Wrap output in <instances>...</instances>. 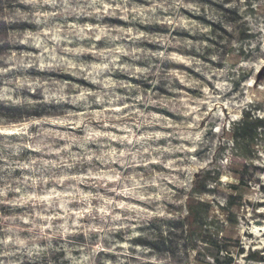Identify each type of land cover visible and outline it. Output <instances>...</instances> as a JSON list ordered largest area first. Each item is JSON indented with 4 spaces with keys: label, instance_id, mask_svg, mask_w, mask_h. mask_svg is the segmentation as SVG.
I'll list each match as a JSON object with an SVG mask.
<instances>
[{
    "label": "clouds",
    "instance_id": "1",
    "mask_svg": "<svg viewBox=\"0 0 264 264\" xmlns=\"http://www.w3.org/2000/svg\"><path fill=\"white\" fill-rule=\"evenodd\" d=\"M0 264H264V0H0Z\"/></svg>",
    "mask_w": 264,
    "mask_h": 264
},
{
    "label": "rangeland",
    "instance_id": "2",
    "mask_svg": "<svg viewBox=\"0 0 264 264\" xmlns=\"http://www.w3.org/2000/svg\"><path fill=\"white\" fill-rule=\"evenodd\" d=\"M5 115H10V113H5Z\"/></svg>",
    "mask_w": 264,
    "mask_h": 264
}]
</instances>
